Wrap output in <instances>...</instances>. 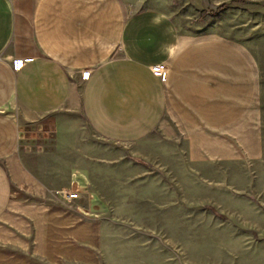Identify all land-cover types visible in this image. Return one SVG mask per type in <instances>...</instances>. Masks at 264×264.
Masks as SVG:
<instances>
[{
    "label": "clouds",
    "instance_id": "clouds-1",
    "mask_svg": "<svg viewBox=\"0 0 264 264\" xmlns=\"http://www.w3.org/2000/svg\"><path fill=\"white\" fill-rule=\"evenodd\" d=\"M163 19H167V17H163ZM154 23H160L161 22V17H154L153 18Z\"/></svg>",
    "mask_w": 264,
    "mask_h": 264
}]
</instances>
